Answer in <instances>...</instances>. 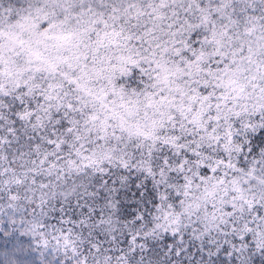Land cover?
Wrapping results in <instances>:
<instances>
[{"label":"snow or ice","instance_id":"1","mask_svg":"<svg viewBox=\"0 0 264 264\" xmlns=\"http://www.w3.org/2000/svg\"><path fill=\"white\" fill-rule=\"evenodd\" d=\"M0 264H264V0H0Z\"/></svg>","mask_w":264,"mask_h":264}]
</instances>
